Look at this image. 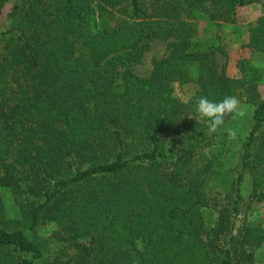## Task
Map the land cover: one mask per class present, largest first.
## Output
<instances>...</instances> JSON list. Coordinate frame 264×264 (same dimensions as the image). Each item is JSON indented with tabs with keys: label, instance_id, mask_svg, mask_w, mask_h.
Here are the masks:
<instances>
[{
	"label": "trees",
	"instance_id": "obj_1",
	"mask_svg": "<svg viewBox=\"0 0 264 264\" xmlns=\"http://www.w3.org/2000/svg\"><path fill=\"white\" fill-rule=\"evenodd\" d=\"M258 1L0 0V264H264V67L228 77L197 28ZM246 31L264 54V15ZM230 95L209 134L198 98Z\"/></svg>",
	"mask_w": 264,
	"mask_h": 264
},
{
	"label": "rangeland",
	"instance_id": "obj_2",
	"mask_svg": "<svg viewBox=\"0 0 264 264\" xmlns=\"http://www.w3.org/2000/svg\"><path fill=\"white\" fill-rule=\"evenodd\" d=\"M7 6L3 8L0 14V29L6 26L5 11ZM264 15V0L253 2L250 5L243 6L237 10L235 22L226 24L221 22H209L206 20H197L198 38L200 40H209L219 44L227 54L226 75L234 77L236 74L235 61L240 57H246L251 63L264 67V54L254 53L245 47H242L247 37V28L249 25ZM165 42H153L141 58L138 65L131 67L132 72L142 77L147 74L150 69L151 60L159 59L164 55ZM217 65L223 63L220 56L216 58ZM173 96L180 102H186L192 92L190 84L172 85ZM258 93L264 100V84L258 87ZM243 108V107H242ZM258 216L260 217L262 226H264V203L258 205ZM258 252L264 253V241L258 248Z\"/></svg>",
	"mask_w": 264,
	"mask_h": 264
},
{
	"label": "clouds",
	"instance_id": "obj_3",
	"mask_svg": "<svg viewBox=\"0 0 264 264\" xmlns=\"http://www.w3.org/2000/svg\"><path fill=\"white\" fill-rule=\"evenodd\" d=\"M196 111L201 119L206 118L209 134L217 133L225 124L226 117L231 116L235 119L245 116L240 99L234 95L225 96L219 101H212L206 96H200L197 100ZM227 132L229 139H233L237 135L236 129L229 128Z\"/></svg>",
	"mask_w": 264,
	"mask_h": 264
}]
</instances>
